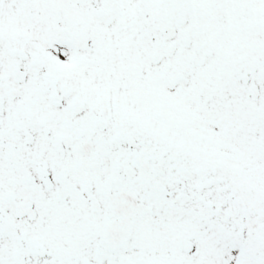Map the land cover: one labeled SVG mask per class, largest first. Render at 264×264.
<instances>
[{
    "label": "snow or ice",
    "instance_id": "6c2138e0",
    "mask_svg": "<svg viewBox=\"0 0 264 264\" xmlns=\"http://www.w3.org/2000/svg\"><path fill=\"white\" fill-rule=\"evenodd\" d=\"M0 264H264V0H0Z\"/></svg>",
    "mask_w": 264,
    "mask_h": 264
}]
</instances>
